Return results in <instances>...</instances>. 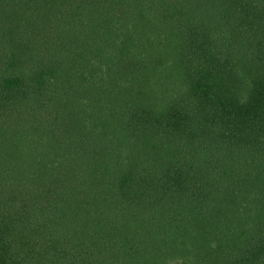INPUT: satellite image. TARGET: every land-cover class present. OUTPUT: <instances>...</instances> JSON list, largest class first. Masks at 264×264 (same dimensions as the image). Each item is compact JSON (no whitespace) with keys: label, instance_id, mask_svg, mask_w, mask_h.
Segmentation results:
<instances>
[{"label":"trees","instance_id":"trees-1","mask_svg":"<svg viewBox=\"0 0 264 264\" xmlns=\"http://www.w3.org/2000/svg\"><path fill=\"white\" fill-rule=\"evenodd\" d=\"M0 264H264V0H0Z\"/></svg>","mask_w":264,"mask_h":264}]
</instances>
